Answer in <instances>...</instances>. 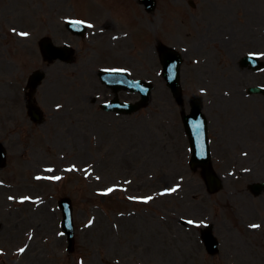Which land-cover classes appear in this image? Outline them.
I'll return each mask as SVG.
<instances>
[{"label":"rangeland","instance_id":"rangeland-1","mask_svg":"<svg viewBox=\"0 0 264 264\" xmlns=\"http://www.w3.org/2000/svg\"><path fill=\"white\" fill-rule=\"evenodd\" d=\"M4 1L9 0L0 4ZM193 1L194 7L189 0H157L156 10L147 13L138 0H75L78 14L97 18L99 9L114 29L124 26L126 45L107 46V35L94 43L99 31L92 27L87 38H74L73 63L50 65L47 82L39 90L48 103L50 142L33 131L41 137L36 140L42 148L26 156L10 153L8 165L0 170V264H264V193L255 196L248 188L264 179V95L245 90L264 85V70L255 74L239 65L241 51L255 49L251 37L264 25V0H247L244 5H239L241 0ZM122 10L128 15L119 13ZM110 13L120 23L111 20ZM174 16L177 32L168 27ZM2 23L0 18L4 52L2 33L7 32ZM44 35L59 42L68 33L34 32L29 41L30 68L39 65L37 40ZM158 40L188 50L189 56L207 58L198 64L192 58L186 61L184 104L175 101L159 74ZM257 45L264 46V41L258 40ZM121 50L127 64H116H125L135 78L155 83L147 106L117 118L109 112H92L95 120L88 111H81L80 118L70 111H53L52 97L56 101L64 88L74 91L90 85L94 78L90 68L114 63V54ZM12 54L19 65L23 49ZM103 56L107 61H101ZM3 57L0 52V92L5 88L12 93L15 88L19 97V79L13 85L5 83L15 76L3 69ZM62 72H74L76 78H60ZM209 76L219 78L209 96L203 95L214 167L223 180L214 192L200 168L192 170L188 163L181 118L182 110L189 109L188 98L202 93L197 83L203 84ZM76 79L79 87L73 83H78ZM129 97L135 99L137 94ZM57 158L60 163L52 166L62 180L36 181L34 174L45 172L42 168ZM234 167L243 168L241 179H235ZM52 173L46 171L45 176L53 177ZM177 185L176 192L166 191ZM110 188L113 191L108 192ZM64 196L74 202L72 252L66 249V236L59 237L58 200ZM149 196L152 199L145 203ZM189 219L196 224H188ZM211 222L220 243L213 254L202 238L203 227ZM253 224L259 227H250Z\"/></svg>","mask_w":264,"mask_h":264},{"label":"snow or ice","instance_id":"snow-or-ice-1","mask_svg":"<svg viewBox=\"0 0 264 264\" xmlns=\"http://www.w3.org/2000/svg\"><path fill=\"white\" fill-rule=\"evenodd\" d=\"M68 22L71 23V24H84V23H85V22L82 21V20H71V21H68ZM87 27L92 28L93 25H92V24H87ZM15 31H16V30L13 29V32H15ZM19 35L22 36V37H27V36L29 35V33H28V32H20ZM253 55H255V54H253ZM261 55H264V54H261ZM113 71H124V69H115V70H113ZM57 107L59 108L60 106L57 105ZM198 127H199V125H198ZM70 170H71V169H70ZM47 171H52V169H47ZM43 178H44V177H39V176L36 177V179H38V180H39V179H43ZM47 178H48V179H54V180H59V179H60L59 176H53V177H47ZM178 187H179V185H177V187H173V188L167 189L166 191H168V192H176ZM111 191H113V189H111V188L108 189V192H111ZM9 199H12V197H9ZM23 199L27 200V199H29V198H28V197H24ZM151 199H152V197L149 196V197L145 198L144 202L147 203V202L150 201ZM89 223H91V221H90ZM187 223L190 224V225H193V224H196V221L189 219V220L187 221ZM197 226H199V225H197ZM250 227H252V228H258L259 225L253 224V225H250ZM20 251L23 252L24 249L21 248Z\"/></svg>","mask_w":264,"mask_h":264}]
</instances>
